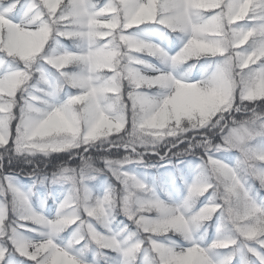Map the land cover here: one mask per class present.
<instances>
[{
    "label": "snow or ice",
    "instance_id": "6c2138e0",
    "mask_svg": "<svg viewBox=\"0 0 264 264\" xmlns=\"http://www.w3.org/2000/svg\"><path fill=\"white\" fill-rule=\"evenodd\" d=\"M255 182L264 0H0V264H264Z\"/></svg>",
    "mask_w": 264,
    "mask_h": 264
},
{
    "label": "rangeland",
    "instance_id": "374dc122",
    "mask_svg": "<svg viewBox=\"0 0 264 264\" xmlns=\"http://www.w3.org/2000/svg\"><path fill=\"white\" fill-rule=\"evenodd\" d=\"M240 23H243V21H241ZM65 41H67V40H65ZM64 41V43L66 44V45H68L66 42ZM242 48L243 47H247V44H245V45H243V46H241ZM149 60H151L152 58H150V57H147ZM229 155H231L232 157H233V159H234V154H229ZM71 163V162H70ZM69 166H71V167H73L72 166V164H69ZM154 174L157 176V180H158V182H162V183H164L166 186H167V188H168V190L169 191H173V192H175V190H176V186H179V181L177 180V182H176V186H173L172 185V175L169 173V172H166L164 169H160L159 170V172H154ZM26 178L25 177H21V183L22 184H25L26 182L24 181ZM113 183L115 184V182L113 181ZM33 199V203H37L36 202V200H35V197H33L32 198ZM203 199V198H202ZM201 199V200H202ZM199 200V199H198ZM198 203H199V201H198ZM51 204H52V201L51 200H48V202H47V206H45L44 207V211L45 212H47V210H48V206H51ZM119 219H124V217H119ZM207 223V225H208V233H207V238L209 239V241L211 240V238L214 236V231H215V226H216V224H215V217L212 219V220H209V221H207L206 222Z\"/></svg>",
    "mask_w": 264,
    "mask_h": 264
},
{
    "label": "trees",
    "instance_id": "16d2710c",
    "mask_svg": "<svg viewBox=\"0 0 264 264\" xmlns=\"http://www.w3.org/2000/svg\"><path fill=\"white\" fill-rule=\"evenodd\" d=\"M68 45H70V42L69 41H65ZM112 158H117V157H112ZM66 159V158H65ZM64 162V160H61V161H56V163H57V165L59 164V163H63ZM69 164H72V166L73 167H75L76 166V164H78L79 163V161H76V163H70V161L68 162ZM41 168H44V165L42 164L41 165ZM28 170H30V169H28ZM44 170L46 171V172H48V174L50 175L51 174V172L53 171V169L51 168V167H48V168H44ZM17 171H19V169H17ZM156 173V172H155ZM23 177V176H22ZM255 187L258 189V194L259 195H261V196H264V189H261L260 188V186H259V183L258 182H255ZM203 197H200L199 198V200H201ZM198 200V201H199Z\"/></svg>",
    "mask_w": 264,
    "mask_h": 264
}]
</instances>
